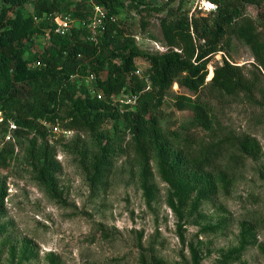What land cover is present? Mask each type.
<instances>
[{"label": "rangeland", "instance_id": "obj_1", "mask_svg": "<svg viewBox=\"0 0 264 264\" xmlns=\"http://www.w3.org/2000/svg\"><path fill=\"white\" fill-rule=\"evenodd\" d=\"M125 1L129 7L130 1ZM147 2L140 6L147 9V31L142 29V16L130 8L116 20L145 53H164L159 48H166L160 20L171 9L205 19L204 25L216 18V6L208 0ZM24 10L33 13L31 6ZM259 11L246 7L245 12L257 20ZM80 23L75 19L74 29H82ZM82 38L86 40V33ZM229 41L211 58L207 81L223 58L248 76L257 74L250 47L236 36ZM51 45L49 33L28 41L31 54H44ZM137 65L143 78L149 63L140 60ZM260 80L264 87V71ZM72 82L77 88L89 85L84 77ZM20 88L26 100L37 92L33 85ZM178 94L189 93L175 83L154 113L167 139L161 146L170 159L180 154L188 161L206 147L225 142L230 152L220 163L223 179L213 198L172 178L161 152L143 155L122 124H108L91 134L56 120L44 125L46 132L14 133L11 120L0 129V264H264V110L243 96L206 89L193 97L197 109L181 111L175 105ZM59 115L65 117V110ZM229 139L236 140L237 148ZM103 147L115 151L114 168L93 189L92 164ZM43 155L56 165L51 170L53 188L40 182ZM237 157L243 164L229 171ZM146 161L152 189L142 178ZM239 254L237 260L227 261Z\"/></svg>", "mask_w": 264, "mask_h": 264}, {"label": "trees", "instance_id": "obj_2", "mask_svg": "<svg viewBox=\"0 0 264 264\" xmlns=\"http://www.w3.org/2000/svg\"><path fill=\"white\" fill-rule=\"evenodd\" d=\"M95 0L107 11L106 30L98 44L82 38L85 29H73L69 36L55 33L56 16L72 13L77 20L92 17L91 7L79 4L73 7L68 0H2L0 5V114L3 116L0 129L11 120L16 129H44L48 122L59 120L68 129L99 134L108 124H122L132 135V140L139 151L145 155L148 151L161 152L164 165H168V174L176 181L194 186L205 198H213L218 192V181L223 179L220 163L230 151L225 142L206 147L194 160H185L180 154L172 159L167 149L161 146L167 142L161 131L159 118L154 116L162 106L164 99L177 83L189 94L176 96L178 110L197 109L193 101L202 91L222 96H243L248 102L264 110V87L260 76L264 71V8L263 0H208L216 6V18L204 25L201 20L179 10H169L168 15L160 20L163 43L167 51L162 54L142 52L127 29H122L117 18L124 11H137L142 16V29L147 31L149 23L145 21L148 0ZM31 6L33 13H26L24 8ZM246 7L259 8L258 19L247 15ZM51 34L52 45L44 54H31L28 41L36 36ZM231 36H236L250 47L255 58L257 72L249 76L244 69L223 58L217 64L210 81L208 64L211 58L225 50ZM154 38V37H153ZM146 60L149 69L141 78L138 62ZM40 62L36 68L30 66ZM107 73L103 78V74ZM97 77V88L104 93L102 100L91 95L87 85L79 88L72 82L74 77ZM213 77V78H212ZM149 80L150 89L146 90ZM33 85L37 92L32 100L25 99L20 87ZM125 92L137 94L135 107H120L111 101V96ZM66 116L61 117L60 111ZM203 111V109H199ZM204 119V118H203ZM207 122V117H205ZM8 122V123H7ZM8 127V125H7ZM235 139L228 140L232 148H237ZM248 152V153H247ZM115 151L103 147L100 155L92 164L93 173L89 177L94 189L106 181L114 168ZM246 154H250L246 151ZM46 163L42 164L40 182L53 188L56 179L51 170L56 168L49 162L48 155H43ZM240 157L233 158L231 169L242 163ZM149 161L143 165L144 186L150 188ZM152 189V188H150ZM215 227L212 231L219 230ZM240 254L227 259L237 260Z\"/></svg>", "mask_w": 264, "mask_h": 264}, {"label": "built area", "instance_id": "obj_3", "mask_svg": "<svg viewBox=\"0 0 264 264\" xmlns=\"http://www.w3.org/2000/svg\"><path fill=\"white\" fill-rule=\"evenodd\" d=\"M73 4V7L79 4L87 3L91 7L92 17L89 21L80 20V26L85 29L86 33V41L94 44H98L100 37L106 30L107 25V11L104 6H101L95 2V0H68ZM57 27L55 29V33L61 36H69L75 24V18H73L72 13L63 14L60 16H56L54 19ZM161 51L166 52L167 49L165 47H159ZM41 63L37 62L31 65V68H36L40 66ZM137 74L140 76V72L138 71ZM89 85H87L90 93L92 92L98 99L102 100L104 98V93L96 91L97 88V77L95 75H90L86 77ZM148 86L146 90L150 89V81L146 80ZM139 96L137 94H126L125 92H121L120 94L111 96V101L114 104H119L120 107L125 105H129L135 107L138 103ZM2 120V119H1ZM11 127L15 130L16 126L14 124Z\"/></svg>", "mask_w": 264, "mask_h": 264}]
</instances>
